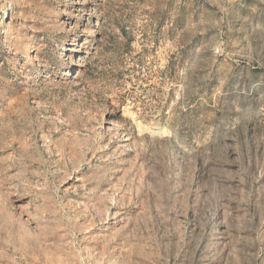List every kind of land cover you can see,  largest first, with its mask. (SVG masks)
Segmentation results:
<instances>
[{
    "label": "rangeland",
    "instance_id": "374dc122",
    "mask_svg": "<svg viewBox=\"0 0 264 264\" xmlns=\"http://www.w3.org/2000/svg\"><path fill=\"white\" fill-rule=\"evenodd\" d=\"M0 264H264V0H0Z\"/></svg>",
    "mask_w": 264,
    "mask_h": 264
}]
</instances>
